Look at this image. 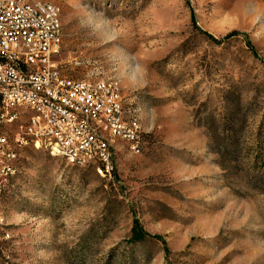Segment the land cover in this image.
I'll use <instances>...</instances> for the list:
<instances>
[{
	"label": "rangeland",
	"instance_id": "374dc122",
	"mask_svg": "<svg viewBox=\"0 0 264 264\" xmlns=\"http://www.w3.org/2000/svg\"><path fill=\"white\" fill-rule=\"evenodd\" d=\"M42 1L61 12L62 70L118 81L144 146L117 142L106 179L21 150L0 264H264V0Z\"/></svg>",
	"mask_w": 264,
	"mask_h": 264
},
{
	"label": "built area",
	"instance_id": "2783aa9c",
	"mask_svg": "<svg viewBox=\"0 0 264 264\" xmlns=\"http://www.w3.org/2000/svg\"><path fill=\"white\" fill-rule=\"evenodd\" d=\"M56 14L59 7L37 0H0V190L25 148L60 149L81 168H103L105 179L114 173L109 137L142 154L145 135L131 126V104L115 81L76 79L60 67L64 26ZM26 100L38 110L25 108ZM19 112L30 113L29 127L18 124Z\"/></svg>",
	"mask_w": 264,
	"mask_h": 264
},
{
	"label": "bare ground",
	"instance_id": "6f19581e",
	"mask_svg": "<svg viewBox=\"0 0 264 264\" xmlns=\"http://www.w3.org/2000/svg\"><path fill=\"white\" fill-rule=\"evenodd\" d=\"M23 1L24 2H32V0H23ZM37 2L45 3L48 5H52V6L57 7L55 4H53L51 2H46V1H42V0H37ZM56 21L58 22L59 25H62L60 14H56ZM113 81H115V84L117 87L121 88L120 83L118 81H116L114 79H113ZM121 90H122V88H121ZM25 108H28L29 110H38V103H35L34 100H26L25 101ZM29 122H30V113L29 112H19L18 124L22 127H29ZM131 126H135V131L139 135H145V132L143 130L142 123H141L139 110L137 108H134V107H132V110H131ZM117 142H121L120 138H116V137H109L108 138V147L113 150V157H115L117 152L119 151L118 146H117ZM34 149L44 150L52 156L60 157L64 160H66L69 164H71L73 166L80 167L75 163H70L67 156H64V153H62L60 151V149L46 150V148H41V146H34ZM142 149H143V146H142ZM128 151L130 153H132L131 149H128ZM132 154L138 155L136 153H132ZM16 159H17V157H16ZM78 159H85V152H78ZM6 165H13V158H6ZM83 167H91V166H83ZM100 171L105 174L103 168H100Z\"/></svg>",
	"mask_w": 264,
	"mask_h": 264
},
{
	"label": "trees",
	"instance_id": "16d2710c",
	"mask_svg": "<svg viewBox=\"0 0 264 264\" xmlns=\"http://www.w3.org/2000/svg\"><path fill=\"white\" fill-rule=\"evenodd\" d=\"M203 33V32H202ZM205 36H207V38L211 41H213L214 43L218 44L219 42L217 40H215L213 37L203 33ZM234 36H238V33H231L230 35H228L226 38H232ZM255 165H257L258 167L261 166L260 170H264V156H258L257 159H255ZM147 235L144 232V230L141 228V226L138 224V222H135L133 224V227L131 229V235H130V239L129 242L130 243H141L147 240Z\"/></svg>",
	"mask_w": 264,
	"mask_h": 264
},
{
	"label": "clouds",
	"instance_id": "9594fccd",
	"mask_svg": "<svg viewBox=\"0 0 264 264\" xmlns=\"http://www.w3.org/2000/svg\"><path fill=\"white\" fill-rule=\"evenodd\" d=\"M149 115H151V110L149 109ZM151 121V120H150Z\"/></svg>",
	"mask_w": 264,
	"mask_h": 264
}]
</instances>
